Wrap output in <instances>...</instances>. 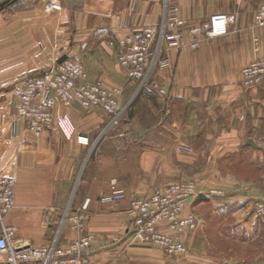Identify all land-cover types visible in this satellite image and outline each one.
I'll return each instance as SVG.
<instances>
[{
  "label": "crops",
  "instance_id": "0c3cea01",
  "mask_svg": "<svg viewBox=\"0 0 264 264\" xmlns=\"http://www.w3.org/2000/svg\"><path fill=\"white\" fill-rule=\"evenodd\" d=\"M52 1L17 0L0 12V177L18 182L15 208L5 219L17 229L15 245L41 247L56 237L60 246L75 241L79 234L63 219L69 206L90 199L87 233L94 240L87 264H264V229L254 205V219L239 220L248 197L238 210L230 196L218 199L229 201L221 211L239 214L229 229L209 216L215 198L186 208L202 224L200 233L182 236L188 251L180 257L132 244L128 215L131 199L181 180H229L215 170L230 167L234 155L243 156L236 161L248 172L243 180H264L250 175L264 168V81L258 88L242 85V70L264 56V28L255 24L264 0H176L188 42L190 28L214 14H227L231 21L225 36L201 38L197 48L166 55L169 65L153 79L167 96L138 92L118 60L121 38L162 26L165 0H54L60 11L48 9ZM63 56L82 62L92 83L124 90L121 106L127 111L119 126L111 128V116L101 109L78 104L59 110L69 115L67 125H55L38 138L16 120L13 89L51 70ZM113 183L128 198L102 202ZM198 183L204 191L218 188ZM251 184L246 195L261 194L263 187ZM241 229L260 245L258 255L233 256V243L241 240L228 232Z\"/></svg>",
  "mask_w": 264,
  "mask_h": 264
},
{
  "label": "built area",
  "instance_id": "2783aa9c",
  "mask_svg": "<svg viewBox=\"0 0 264 264\" xmlns=\"http://www.w3.org/2000/svg\"><path fill=\"white\" fill-rule=\"evenodd\" d=\"M49 10L60 11L61 5L54 0ZM231 17L214 14L201 24L192 26L186 39V22L180 16L176 0H165L164 22L161 27L145 26L131 31L119 43V64L126 73L128 82L137 83L138 92L150 89L160 96L167 90L153 79L157 70L165 69L172 50L186 47L197 48L201 38L225 36L229 31ZM257 27L264 28V4L255 15ZM264 81V56L242 70V85L258 88ZM124 90L107 89L92 83L82 62L67 58L42 75L26 80L13 89L16 98V120L26 122L28 130L36 138L51 131L55 125H67L69 115L60 109L75 104L82 108H99L111 116V128L120 125L127 111L121 106ZM18 182L14 176L0 177V264H87L93 253V236L87 233L91 200L81 207L69 206L63 223L68 222L79 234L78 239L60 246L58 237L41 247L15 245L16 227L6 225V217L16 205ZM227 192L221 188L202 190L193 181L178 182L157 189L145 198L130 200L128 215L131 220V243L137 246L157 248L168 256H184L188 248L182 239L184 234L197 233L202 221L186 208L204 199H225ZM128 198L116 183L100 200L118 203ZM254 217L264 229V195L254 200Z\"/></svg>",
  "mask_w": 264,
  "mask_h": 264
},
{
  "label": "rangeland",
  "instance_id": "374dc122",
  "mask_svg": "<svg viewBox=\"0 0 264 264\" xmlns=\"http://www.w3.org/2000/svg\"><path fill=\"white\" fill-rule=\"evenodd\" d=\"M137 100H138V97L132 103V105ZM241 157H243V156H238V155L231 156V159H233L234 162L232 161V164L230 163V165H231L230 167H226V168H221V169L215 170V174H216V172H219V175L223 176L225 179H227L226 177L229 176V178H228L229 180H181L179 182L193 181V182H196L199 186H200V184L198 182H200L201 184L216 185L218 188H224V190L227 192V195L230 196V198H233V199H230L229 201L235 202V208L237 207V210H238L239 207H241L242 204H244V203H241L240 201H242L244 199V197L245 198L248 197V199H246L247 201H245L246 210L242 212L241 216L239 214L238 215H239V220L240 221H242V220L249 221V220H251L253 218V216L251 214L252 210H251L250 207L252 205H254V200L256 198L264 195V180H243L244 177H245L244 174H247L248 172H246L245 169H243V168L239 169V167H238L239 164H237L238 162H236V161L237 160L241 161ZM250 175H251V177L253 176V177H256V178L261 176L260 178L262 179V178H264V168L262 169V171H259V172L258 171L257 172L252 171L250 173ZM247 182H250V184H245ZM176 183H178V182H176ZM251 183H255V184H257V186H262L263 187V191L261 192V194L255 195V196L246 195V193H247L246 191L250 190L249 188L252 186ZM200 188L204 189V185L200 186ZM253 197H255V198H253ZM215 201L216 202H214V204H213V207L215 209L212 208L213 210L211 211L209 216L212 217V222L214 224H221L222 227L223 226H225V227L227 226L228 229H229L230 227H232L237 222V220H238L237 216L238 215L235 216L232 213L233 211L228 212V213H224V211H221V209H220L221 207H219V206L227 205V204H229V201L225 202V201H221V200H218V199H216ZM208 209H209V206L204 207L203 210H202V213H204V215H205V213H206V211ZM255 226H258L257 222L255 223ZM198 232L200 233L199 230H198ZM236 234L237 235L239 234L238 236L240 237L241 241H235L233 243L234 244V250L236 251V252H233V256L240 257L242 259V258H245V256L243 257V254L245 252L247 253L246 257H248V258L251 255H253V256L254 255H258V253H259L258 249H259L260 245L257 247L256 242L251 239V237L249 236L248 232L245 231V229L238 230L237 233H235V232L233 233L232 231L228 232L229 236L231 235V236L234 237V235L236 236ZM243 240H245V241L248 240V241H251V242L248 245L247 244L245 245L244 243H242ZM221 242H222V240H221ZM229 242L230 241L227 240L226 244L224 243L226 247L230 246ZM262 250L264 251V249H262ZM262 250H260V252ZM263 256L264 255H262V257ZM248 258H246V259H248ZM251 259H252V257H251ZM259 263H261V262H258L257 264H259Z\"/></svg>",
  "mask_w": 264,
  "mask_h": 264
},
{
  "label": "water",
  "instance_id": "95a60500",
  "mask_svg": "<svg viewBox=\"0 0 264 264\" xmlns=\"http://www.w3.org/2000/svg\"><path fill=\"white\" fill-rule=\"evenodd\" d=\"M16 1H17V0H13V1L7 0V1L1 3V4H0V12H1L2 10H4L7 6H9V5L15 3ZM66 59H67V56H63V57L58 61V63L61 64V63H63ZM248 145L253 146V141L250 140L249 143H248Z\"/></svg>",
  "mask_w": 264,
  "mask_h": 264
},
{
  "label": "trees",
  "instance_id": "16d2710c",
  "mask_svg": "<svg viewBox=\"0 0 264 264\" xmlns=\"http://www.w3.org/2000/svg\"><path fill=\"white\" fill-rule=\"evenodd\" d=\"M142 92H144V90H143ZM142 92H141V93H142ZM141 93H140V94H141ZM135 103H136V102H135ZM133 105H134V104H133ZM133 105H131V107H132ZM129 108H130V107H129ZM129 117H132V113H129Z\"/></svg>",
  "mask_w": 264,
  "mask_h": 264
}]
</instances>
